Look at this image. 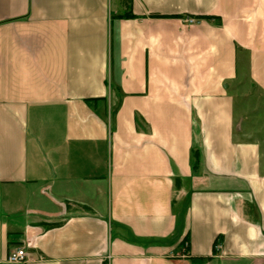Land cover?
Masks as SVG:
<instances>
[{
	"label": "crops",
	"instance_id": "obj_1",
	"mask_svg": "<svg viewBox=\"0 0 264 264\" xmlns=\"http://www.w3.org/2000/svg\"><path fill=\"white\" fill-rule=\"evenodd\" d=\"M255 94L264 0H0V264H264Z\"/></svg>",
	"mask_w": 264,
	"mask_h": 264
},
{
	"label": "rangeland",
	"instance_id": "obj_2",
	"mask_svg": "<svg viewBox=\"0 0 264 264\" xmlns=\"http://www.w3.org/2000/svg\"><path fill=\"white\" fill-rule=\"evenodd\" d=\"M255 96H256L255 98H258V100H264V96L257 95V94H255ZM258 96H260V97H258ZM252 110H255L256 113H254V114L250 113L249 116L250 117H256L255 118L256 120H254V122L257 124L253 125L252 122H248L247 124H249V126H253V127L259 126V128L261 129V133H262L261 135H263L264 134V104H262L261 106H257L255 109H252Z\"/></svg>",
	"mask_w": 264,
	"mask_h": 264
},
{
	"label": "built area",
	"instance_id": "obj_3",
	"mask_svg": "<svg viewBox=\"0 0 264 264\" xmlns=\"http://www.w3.org/2000/svg\"><path fill=\"white\" fill-rule=\"evenodd\" d=\"M187 23L189 25H193V24H199V22L195 19H188ZM7 261L9 263L12 264H16V263H24L27 261V255L24 249H17L16 251L10 253V255L8 256Z\"/></svg>",
	"mask_w": 264,
	"mask_h": 264
},
{
	"label": "trees",
	"instance_id": "obj_4",
	"mask_svg": "<svg viewBox=\"0 0 264 264\" xmlns=\"http://www.w3.org/2000/svg\"><path fill=\"white\" fill-rule=\"evenodd\" d=\"M121 18H133V15L130 13L128 15H123Z\"/></svg>",
	"mask_w": 264,
	"mask_h": 264
}]
</instances>
